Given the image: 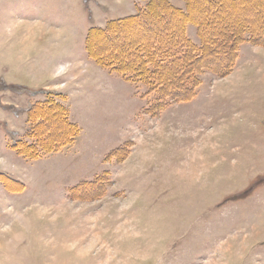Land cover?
I'll return each mask as SVG.
<instances>
[{
  "label": "rangeland",
  "instance_id": "374dc122",
  "mask_svg": "<svg viewBox=\"0 0 264 264\" xmlns=\"http://www.w3.org/2000/svg\"><path fill=\"white\" fill-rule=\"evenodd\" d=\"M148 3L0 0V264H264V44L244 40L166 96L88 53L92 28ZM250 10L206 11L208 38L257 21ZM49 100L79 133L27 158L28 110Z\"/></svg>",
  "mask_w": 264,
  "mask_h": 264
},
{
  "label": "trees",
  "instance_id": "16d2710c",
  "mask_svg": "<svg viewBox=\"0 0 264 264\" xmlns=\"http://www.w3.org/2000/svg\"><path fill=\"white\" fill-rule=\"evenodd\" d=\"M186 3L187 10L183 11L170 0H149L134 16L111 21L105 28H92L87 37L89 56L122 74L150 80L168 96L181 94L189 85H197L196 71L206 64L220 63L224 56L232 61L244 40L251 38L264 44L263 0H186ZM245 6L259 14L257 21L241 22L239 19L244 17L241 15L236 21L228 22L227 30L219 34V39L208 38L219 23H206V11L216 12L222 21L225 13L233 16ZM188 23L198 26L200 45L187 36ZM127 33L133 34V42L127 39ZM126 46L130 48L129 53H125ZM53 119L61 120L63 130L59 131L58 126L54 131L45 132V125ZM28 120L29 135L35 141L21 142L16 147L19 154L31 159L59 151L73 142L80 130L69 119L66 106L55 100L35 103L28 110Z\"/></svg>",
  "mask_w": 264,
  "mask_h": 264
},
{
  "label": "bare ground",
  "instance_id": "6f19581e",
  "mask_svg": "<svg viewBox=\"0 0 264 264\" xmlns=\"http://www.w3.org/2000/svg\"><path fill=\"white\" fill-rule=\"evenodd\" d=\"M64 128V127H63ZM60 129H62V128H60Z\"/></svg>",
  "mask_w": 264,
  "mask_h": 264
}]
</instances>
